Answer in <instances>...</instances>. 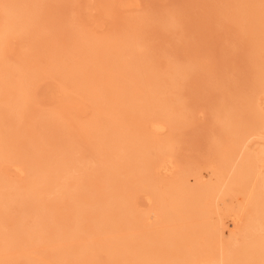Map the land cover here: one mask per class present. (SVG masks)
Here are the masks:
<instances>
[{
  "label": "bare ground",
  "instance_id": "obj_1",
  "mask_svg": "<svg viewBox=\"0 0 264 264\" xmlns=\"http://www.w3.org/2000/svg\"><path fill=\"white\" fill-rule=\"evenodd\" d=\"M48 1L10 0L0 3L1 57L4 42L14 34L31 32L40 17L41 6ZM231 5L234 8L232 20L244 22L246 35L250 38L248 48L253 55L248 58L250 70L246 74L250 81L249 92L239 96L235 84L216 104L212 125L216 138L209 144L215 161L213 169L210 168L213 173L205 182L203 173L195 172L198 177L190 176L197 181L194 186H190V178L184 175L190 174L187 170L181 171L178 179L169 180L168 177H173L179 170L177 161L170 142L156 138L171 125L170 109L175 107H171L168 96L165 95L167 101L157 102L154 111L148 109L152 113L148 116L150 126L147 130L146 126L137 129L122 126L133 114L139 117L140 113L134 107L142 100L130 93V86L113 88L112 85L128 76L145 73L150 63L148 55L140 49L135 33L92 40L70 32L69 37L75 44L71 52H52V57L48 58L52 62L47 69L59 74L62 93L73 90L83 92L98 115V121L87 124L85 129L90 138L88 148L95 149L93 159L101 160L103 165L98 166L100 164L97 165L96 160L92 165L88 161L83 162L81 156H78L81 159L76 157V150L81 155L83 150H91L73 146L65 151L54 149L50 155L44 154V145L29 154L14 151V167L21 174L29 173L30 180L24 185L14 186L0 178V239L3 246L0 264H42L53 257L61 264H73L83 257L92 259L99 254H104L105 260H96V263L104 264H119L121 261V264H264V167L260 166L264 162V150L261 156H256L246 149L251 139L264 129V113L259 104V95L264 93V0H232ZM172 21L173 17L165 16L162 24L169 26ZM125 55L131 60L125 62L122 59ZM98 60L101 61L96 63ZM108 68L112 74L108 79H101L99 74ZM16 69L0 70V103L3 102L0 118L5 123L20 121L28 106L26 85L32 74L22 70L15 75ZM173 70L175 75H184L178 66ZM152 73L148 74L146 83L157 87V76L154 71ZM152 90L156 92L154 88ZM155 95L151 92L148 102L153 104ZM236 97L239 99L235 100ZM2 131L0 153L4 141ZM82 157L87 158L84 154ZM159 175L167 177L168 182ZM213 176L215 180H212ZM120 177L126 179L120 182ZM84 179L102 181L106 187L100 194L84 201L81 207L72 210L70 215L73 218L70 215L63 218L56 210L58 202L61 204L62 198L66 203L82 200L84 192L81 184ZM140 191L147 192L144 198L151 204L154 202L153 212L149 210L158 223L148 231L147 236L124 238L125 235L120 233L129 231L130 225L133 229L142 226L143 214L127 215L133 209L130 208L133 204L130 202L133 200L131 195ZM239 191L247 192V205L221 218L218 226L209 224L214 202L217 203L221 195ZM49 193L56 195L52 201L45 200L44 196ZM42 203H47L53 213L51 218L39 216ZM16 206L32 208L36 217L29 225L11 229L7 222L10 210ZM247 211L251 220H247L245 240L236 247V236H231L233 242L224 240L225 229L230 228V223L236 227L241 225ZM103 213L108 218L96 224L100 233H94L93 239L85 240L82 231L91 225V218ZM112 232L113 240L102 238Z\"/></svg>",
  "mask_w": 264,
  "mask_h": 264
},
{
  "label": "rangeland",
  "instance_id": "obj_2",
  "mask_svg": "<svg viewBox=\"0 0 264 264\" xmlns=\"http://www.w3.org/2000/svg\"><path fill=\"white\" fill-rule=\"evenodd\" d=\"M7 1L10 0H0V3ZM19 1L24 2L25 0ZM231 2L232 0H50L48 4L42 5L40 17L34 28H31V32L22 35L14 34L2 45L3 55L0 56V70L17 68L16 73L14 72L15 75L23 70L26 73H31L32 76L26 85L28 106L25 108L23 118L12 123H5L0 118V130H3L4 136L0 153V178L5 183L14 186L26 184L30 180V175L27 172L21 174L14 167L12 155L14 151L19 150L22 151V154H29L40 145L45 146V155L52 154L54 149L65 151L70 146L78 149L85 148V150H91L88 152L92 159L84 150L83 154L87 158H83V154H78L77 150L76 157L80 158L78 156H81L83 162L88 161L87 163L91 165L94 160L98 161V159H93L94 147L88 148L87 143L90 138L85 129L87 124L98 121V115L83 92L73 90L62 93L61 86L63 84L59 74L48 72V64L52 62V59L48 58L52 57V52L59 50H63L62 52L65 54L71 52L75 44L69 37L70 32L81 34L92 40L130 32L136 34L135 36L141 44L140 49L142 48L144 54L148 55L147 60L150 63L145 73L143 71L142 74L140 72L135 76H128L112 85L113 88L128 85L131 88L130 93L137 98L140 97L141 99H138L142 101L146 100L142 105V101H138V106L134 107L136 112L140 113V118L133 114L122 126L132 129L146 126L145 130H147L150 126L148 117L152 113L150 111L155 108L157 102L168 99L171 107H175L170 109L171 125L167 128L168 130L164 131L165 133L160 134L161 137L160 135L156 137L161 141L170 142L175 161H177L178 172L176 171L177 173L173 177L168 178L176 180L181 176V171L187 170L190 174L184 175H187L188 179L190 178V183H192L190 186L197 184L194 178L198 176L194 175L195 172L203 173L204 181L208 182L209 174L213 173L211 169L215 162L209 148L210 142L216 138L212 126L216 117L215 107L223 100L224 93L230 91L235 84H237L235 90L239 91V96H245L249 92L250 81L246 74L250 70L248 58L253 55L248 48L250 38L246 35L245 23L232 20L234 8ZM165 16L173 17L171 25L162 24ZM141 19L142 21L139 22ZM122 59L125 62L131 60L127 55ZM99 61L101 60L96 63ZM176 66L181 68L184 75L173 74V69ZM106 70L99 74L100 78L108 79L112 74L110 68ZM153 71L157 76V87H151L146 83L148 74H153ZM141 87L142 89H140ZM148 88L151 89L147 91ZM153 88L156 92H153ZM151 92L156 94L153 104L152 101L148 102L149 100H147ZM165 95L168 96L167 99ZM158 97H162V100ZM236 99L239 98L236 97ZM259 104L264 113V93L259 95ZM0 106V109L3 108V102L0 103ZM46 116L49 117L45 118ZM53 121L56 123L52 124ZM143 122L144 124H142ZM246 149H250L256 156H261L262 150H264V129L251 139ZM100 162L101 160L97 162V165L100 164L98 166L103 165ZM260 166L264 167V162ZM159 177L168 182L167 177L166 179L162 175ZM125 179L126 177H120L119 181L123 182ZM215 179L213 176L212 180ZM85 181L84 179L81 184L84 192L82 200L66 203L65 198H62L61 204L58 202L56 210L63 218L70 215L75 208L81 207L85 203L84 201L87 202L91 196L100 194L106 187L102 181ZM131 193H127V195L130 196ZM44 197L46 201H52L56 195L49 193ZM144 197H147V192H133L131 195L133 200L130 202L134 205L132 204L130 208L133 209L127 215L138 213L142 216L143 214L144 219L139 229H133L130 225L129 231L121 232L122 236L125 235L124 238L147 236L150 233L148 231L153 230L154 225L158 223L152 213L154 202L151 204ZM247 201V192L244 191L221 195L220 200L218 199L217 203L214 202L212 206L208 223L218 226L221 218L234 214L241 206L245 207ZM40 206L39 216L43 218L53 216L47 203H42ZM148 213L150 214L147 215ZM246 214L241 225L236 227L230 223V228L225 229L224 240L233 242L231 236H236V247L245 240L244 231L247 220L251 218L248 211ZM34 217L36 215L32 208L24 209V207L16 206L10 210L7 226L11 229H15L19 225L26 226L31 224ZM71 217L73 218V216ZM107 218L105 213L91 218V225L82 231L85 240H91L94 237L92 234L100 233L96 230V224ZM153 220L156 222L153 223ZM58 225L62 227V223ZM102 238L108 241H110L109 238L113 240L114 233L105 234ZM1 241L0 239V251L3 247ZM88 243L89 241L86 244ZM96 260L104 262L105 255L99 254L92 259L83 257L73 264H104L96 263ZM59 263L53 257L42 264Z\"/></svg>",
  "mask_w": 264,
  "mask_h": 264
}]
</instances>
